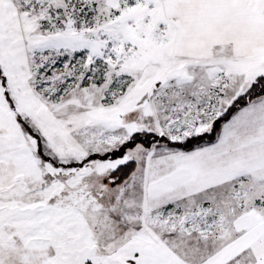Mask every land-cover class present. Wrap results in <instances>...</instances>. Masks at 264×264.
<instances>
[{"label":"snow or ice","instance_id":"6c2138e0","mask_svg":"<svg viewBox=\"0 0 264 264\" xmlns=\"http://www.w3.org/2000/svg\"><path fill=\"white\" fill-rule=\"evenodd\" d=\"M0 264H264V0H0Z\"/></svg>","mask_w":264,"mask_h":264}]
</instances>
